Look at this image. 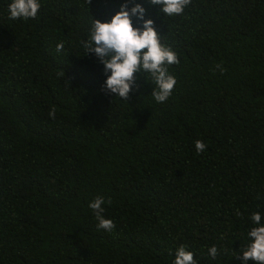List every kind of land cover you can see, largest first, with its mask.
<instances>
[{
  "label": "trees",
  "instance_id": "obj_1",
  "mask_svg": "<svg viewBox=\"0 0 264 264\" xmlns=\"http://www.w3.org/2000/svg\"><path fill=\"white\" fill-rule=\"evenodd\" d=\"M10 2L0 0V264H172L180 245L197 264H255L239 257L252 213L264 225V0H191L176 16L134 0L179 59L164 103L143 71L127 100L102 92L103 66L80 44L124 0H39L28 20L10 19ZM97 196L111 200V231L96 227Z\"/></svg>",
  "mask_w": 264,
  "mask_h": 264
},
{
  "label": "clouds",
  "instance_id": "obj_2",
  "mask_svg": "<svg viewBox=\"0 0 264 264\" xmlns=\"http://www.w3.org/2000/svg\"><path fill=\"white\" fill-rule=\"evenodd\" d=\"M88 4L91 0H87ZM133 4L129 8V4ZM152 6H159V11L166 16L182 15L184 9L191 4V0H148ZM10 19H35L41 4L39 0H11L8 4ZM145 8L134 0H124L117 11L106 22L92 19L88 29V38L81 40L80 44L85 50V55L92 54L103 66L106 79L101 85L105 94L118 96L127 100L133 90L136 74L148 73L152 87L151 96L157 103H164L171 96L177 83L175 76L168 71V66L179 64L177 54L168 46L161 43L160 35L154 28L152 19H145ZM141 22L140 27L133 26L132 18ZM64 43L56 45L57 53L62 52ZM84 55V56H85ZM221 73L225 71L221 64L215 66ZM56 109L52 107L48 116L55 118ZM195 149L197 153L205 150L203 141L197 140ZM110 204L103 196L95 197L89 202L88 207L93 211L97 221L96 227L104 231H111L115 224L111 219H106L102 213L103 205ZM240 213L237 212V215ZM253 224L248 232L250 242L246 245L241 256L242 261H253L255 264H264V225H261L259 212L252 213L250 217ZM208 254L215 259L218 250L215 246L208 249ZM172 264H197L194 254L186 250L185 245H180L175 252Z\"/></svg>",
  "mask_w": 264,
  "mask_h": 264
}]
</instances>
